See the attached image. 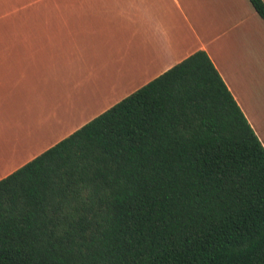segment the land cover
I'll return each mask as SVG.
<instances>
[{"label": "trees", "instance_id": "obj_1", "mask_svg": "<svg viewBox=\"0 0 264 264\" xmlns=\"http://www.w3.org/2000/svg\"><path fill=\"white\" fill-rule=\"evenodd\" d=\"M0 264H264V145L206 51L0 180Z\"/></svg>", "mask_w": 264, "mask_h": 264}, {"label": "crops", "instance_id": "obj_2", "mask_svg": "<svg viewBox=\"0 0 264 264\" xmlns=\"http://www.w3.org/2000/svg\"><path fill=\"white\" fill-rule=\"evenodd\" d=\"M199 51L264 145L249 0H0V180Z\"/></svg>", "mask_w": 264, "mask_h": 264}, {"label": "rangeland", "instance_id": "obj_3", "mask_svg": "<svg viewBox=\"0 0 264 264\" xmlns=\"http://www.w3.org/2000/svg\"><path fill=\"white\" fill-rule=\"evenodd\" d=\"M264 115V85L254 93V100Z\"/></svg>", "mask_w": 264, "mask_h": 264}]
</instances>
